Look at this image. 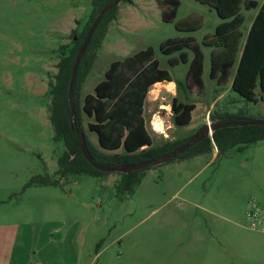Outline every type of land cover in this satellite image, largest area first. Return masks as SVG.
Returning <instances> with one entry per match:
<instances>
[{
    "label": "rangeland",
    "instance_id": "1",
    "mask_svg": "<svg viewBox=\"0 0 264 264\" xmlns=\"http://www.w3.org/2000/svg\"><path fill=\"white\" fill-rule=\"evenodd\" d=\"M179 1L171 23L162 21L157 0L118 5L120 21L107 34L109 23L79 91L80 124L90 143H97V135L87 128L94 119L82 111L83 99L111 62L152 47L159 68L184 82L189 65L170 67L168 59L178 53L164 55L160 44L191 36L201 45L222 22L196 0ZM90 11V0H0V264H243L229 250L264 264V234L246 238L234 226L247 228L251 199L264 204V141L224 153L213 145L211 153L146 169L128 190L119 185V173L56 175L65 148L53 140L50 85L60 47L70 51L72 31H82ZM242 12L245 38L256 10ZM192 13L204 18V26L177 31L176 22ZM201 50L204 91L188 93V102L197 106L193 128L172 123L171 100H185L182 89L175 85L171 96L159 84L147 94L143 117L154 146L188 139L207 122L215 123L212 117L264 119V92L257 87V101L248 102L229 83L217 87L209 78L210 48ZM150 122L163 133L154 134ZM34 176L59 179V185L28 186Z\"/></svg>",
    "mask_w": 264,
    "mask_h": 264
},
{
    "label": "trees",
    "instance_id": "2",
    "mask_svg": "<svg viewBox=\"0 0 264 264\" xmlns=\"http://www.w3.org/2000/svg\"><path fill=\"white\" fill-rule=\"evenodd\" d=\"M114 0H90V15L82 31H72V48L65 54L66 45L61 46L62 55L57 64L54 82L50 85V103L48 106L49 120L53 129V140L62 142L65 150L57 159L56 175L65 178L67 175L85 174L100 177L102 173L92 167L80 150V138L74 131L71 120L69 84L71 67L78 49L88 32L89 27L98 13ZM214 10L222 20L213 34H207L201 45L210 48L209 78L217 87H223L231 81V90L248 102H256L255 89L264 92V3L259 5L256 0H196ZM131 3V0H122ZM121 2V3H122ZM162 11V21L171 23L177 15L179 0H157ZM242 9H255L257 13L247 31L241 30L245 22ZM118 13V6L108 11L97 26L78 67L73 83L72 101L76 111V122L80 124L78 96L82 83L86 79L96 58V51L101 46L106 29ZM204 26V18L192 13L176 22L175 29L179 32H195ZM77 40L74 41L73 37ZM244 38V42H243ZM201 45L191 36L168 39L160 44L159 50L164 55L178 53V57H170L168 64L175 67L179 63L188 64L184 82L173 79L168 71L159 68L152 47L140 50L124 60L113 61L105 72V78L94 87L93 94L85 95L82 111L93 123L88 130L96 133L99 146L105 150L115 151L122 148V153H104L98 151L87 139V150L94 163L100 166H117L120 164H136L155 159L171 153L188 139L180 141H164L154 146L145 132L143 103L149 88L156 82L173 81L178 90L182 89L185 100L173 97L171 100L172 123L176 128L187 126L191 121V112L195 105L188 102V93L193 89L204 91L203 53ZM191 54V58L188 56ZM217 118V117H216ZM212 117V120H216ZM217 125L242 122L243 117H218ZM127 130V133H125ZM264 141V125L225 126L215 130L211 138L192 144L188 150L178 155L175 160H186L195 156L211 153L213 145L218 153L226 152L237 144L248 145ZM224 142V144H222ZM235 145V146H234ZM146 146L142 149V147ZM242 151L243 148H238ZM239 151V150H238ZM169 161V162H171ZM150 169V168H147ZM146 169L119 173L120 184L125 190L140 183L139 173ZM59 180V179H58ZM55 178L34 176L30 185L57 186Z\"/></svg>",
    "mask_w": 264,
    "mask_h": 264
},
{
    "label": "water",
    "instance_id": "3",
    "mask_svg": "<svg viewBox=\"0 0 264 264\" xmlns=\"http://www.w3.org/2000/svg\"><path fill=\"white\" fill-rule=\"evenodd\" d=\"M122 0H114L109 5L105 6L96 16L94 21L92 22L91 26L88 29V32L86 33L78 52L74 58V62L71 67V77H70V84H69V100H70V112H71V120L73 123L74 131L78 134L80 138V150L82 154L84 155L85 159L88 161V163L94 167L96 170L102 172V173H122L127 174L132 171H138L141 169H147L159 166L163 163L169 162L172 159H176L178 155L182 154L186 150L190 148L192 144L198 143L202 141L203 139L207 137H211L212 133L220 128H224L225 126H229L232 124L235 126L236 124H239V126H248V125H264V119H255V120H244L242 122H232V123H225L224 125H217L215 123H209L207 122L204 124L194 135H192L186 142L181 144L180 146L176 147L171 153L161 155L155 159L149 160V161H143L136 164H120L117 166H100L94 163L93 159L91 158V155L89 154L87 150V144H86V138L84 132H82L79 127L77 126L76 122V111L74 107V103L72 101V92H73V83L75 81V75L78 71V67L81 61V58L97 28L99 25L102 17L111 9L118 6ZM73 40L76 41L77 37L74 36Z\"/></svg>",
    "mask_w": 264,
    "mask_h": 264
},
{
    "label": "crops",
    "instance_id": "4",
    "mask_svg": "<svg viewBox=\"0 0 264 264\" xmlns=\"http://www.w3.org/2000/svg\"><path fill=\"white\" fill-rule=\"evenodd\" d=\"M133 2V1H132ZM256 13H257V10H256ZM256 13H255V15H256ZM255 17V16H254ZM254 17H253V19H254ZM117 21H120V12L118 11V13H117V17L111 22L112 23V25H113V27H112V25L111 26H109V28H108V32H107V34L108 33H110L112 30H114L115 29V27H114V24H117ZM253 21V20H252ZM252 23V22H251ZM220 24V23H219ZM250 28V27H249ZM244 42V41H243ZM203 53V52H202ZM203 71H205V61H206V57H205V55H204V53H203ZM115 61H118V60H115ZM112 63V62H111ZM110 63V64H111ZM110 66V65H109ZM108 70V69H107ZM106 70V71H107ZM104 78H105V73H104ZM173 78V77H172ZM174 79V78H173ZM102 81V80H101ZM99 83V82H98ZM97 83V84H98ZM96 84V85H97ZM162 85L163 86V88H164V91L166 92V93H168L169 95H171V96H173V94H174V90H175V83L173 82V81H171V82H167V81H162V82H156V83H154L150 88H149V90H148V92L149 93H151V92H153L154 90L153 89H151V88H153V87H155L156 85ZM95 85V86H96ZM172 85V87H169V86H171ZM229 85H230V88H231V81L229 82ZM151 89V90H150ZM148 92H147V94H148ZM157 92V94H159L160 93V90H158V91H156ZM93 93H94V89H93ZM92 93V94H93ZM147 94H146V97H145V100H144V103H143V114H144V106H145V102H146V100H147ZM157 96V95H156ZM221 96V94L220 93H218V96L217 97H220ZM197 109V106H195V108H194V110L193 111H195ZM193 111L191 112V121H190V123L187 125V126H184V127H189V126H191L192 128L194 127V123H193ZM143 114H142V117H143ZM90 118V117H89ZM243 118H245V119H250V118H246V117H243ZM143 119H144V117H143ZM217 121H219V119H216L215 120V122H217ZM91 123H93V122H91ZM89 124V123H88ZM88 124H87V128H88ZM175 127V126H174ZM150 128H151V130H152V132L154 133V134H161V133H163L162 131H156L155 129H153L152 128V123L150 122ZM166 129H168V128H170L169 126H167V127H165ZM144 129H145V132H146V134L148 135V137L151 139V141H152V143H153V134H151L150 133V131L148 130V128H147V125H146V123H145V121H144ZM125 133H127V130H125ZM96 134V133H95ZM164 136H166L165 134H163ZM96 149H98L99 151H101V152H104V153H114V152H118L120 149H122V148H120V149H118V150H115V151H109V150H105V149H103V148H101L100 146H99V143H98V137H97V143H91ZM146 146H144V147H142V149L143 148H145ZM233 223V222H232ZM234 226H237V228H238V230H239V232H242V234H243V236L244 237H255V236H257L256 234H253V232L254 231H252L251 232V230L248 228V226H247V228H244V227H242L241 225H238V224H236V223H234ZM249 230V231H248ZM259 234H262V233H259ZM228 252H230V255H233L234 257L235 256H237V257H239L240 258V260H242V262H243V264H253L254 262H252V260H250V258H249V255H247V254H241V253H239V252H235V251H233V250H229ZM244 253V252H243ZM247 257V258H246ZM244 258H246V259H244ZM28 264H32L30 261H29V263Z\"/></svg>",
    "mask_w": 264,
    "mask_h": 264
},
{
    "label": "built area",
    "instance_id": "5",
    "mask_svg": "<svg viewBox=\"0 0 264 264\" xmlns=\"http://www.w3.org/2000/svg\"><path fill=\"white\" fill-rule=\"evenodd\" d=\"M152 128L154 129L153 126ZM245 217L247 226L251 231L264 234V204L260 205L255 200L251 199L245 212Z\"/></svg>",
    "mask_w": 264,
    "mask_h": 264
},
{
    "label": "bare ground",
    "instance_id": "6",
    "mask_svg": "<svg viewBox=\"0 0 264 264\" xmlns=\"http://www.w3.org/2000/svg\"><path fill=\"white\" fill-rule=\"evenodd\" d=\"M154 125V124H153ZM154 129L156 130V131H161V128H160V126L158 125V123L157 124H155L154 125Z\"/></svg>",
    "mask_w": 264,
    "mask_h": 264
}]
</instances>
